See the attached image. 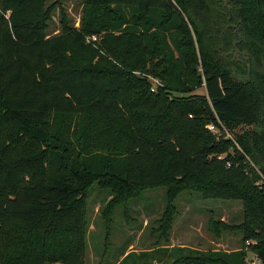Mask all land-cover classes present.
I'll return each mask as SVG.
<instances>
[{
    "label": "trees",
    "instance_id": "16d2710c",
    "mask_svg": "<svg viewBox=\"0 0 264 264\" xmlns=\"http://www.w3.org/2000/svg\"><path fill=\"white\" fill-rule=\"evenodd\" d=\"M47 1L0 0V264H86L94 184L111 191L108 227L165 187V239L182 191L242 203L238 222H208L239 232L235 249L116 264H264V0H83L56 33Z\"/></svg>",
    "mask_w": 264,
    "mask_h": 264
},
{
    "label": "rangeland",
    "instance_id": "374dc122",
    "mask_svg": "<svg viewBox=\"0 0 264 264\" xmlns=\"http://www.w3.org/2000/svg\"><path fill=\"white\" fill-rule=\"evenodd\" d=\"M47 3L52 4L53 8L49 32L56 33L60 30L63 15L67 16L74 26L81 24L83 0H48ZM196 92H206L205 85L199 87ZM214 131H217L216 128ZM110 196V189L101 188L98 184H94L89 190L86 264H116L124 251H140L164 245L187 244L203 249L230 248L231 243L223 245L226 239L238 241L241 238L240 233L235 230H224L219 237H215L208 227L210 218L221 219V210L236 212L242 216V203L237 199L205 197L195 190L182 191L175 200L177 212L169 239H165V236L156 230L167 203L165 187L147 188L140 195L129 197L115 206L111 215L112 222L108 227L110 217L104 214V211ZM222 220L227 223L230 221ZM246 258L249 262L257 261L251 250L247 251Z\"/></svg>",
    "mask_w": 264,
    "mask_h": 264
},
{
    "label": "crops",
    "instance_id": "0c3cea01",
    "mask_svg": "<svg viewBox=\"0 0 264 264\" xmlns=\"http://www.w3.org/2000/svg\"><path fill=\"white\" fill-rule=\"evenodd\" d=\"M220 214V218L224 219V220H230L229 222H238L239 220H241L242 216H240V214L236 213V212H227L224 210L219 211ZM231 243V247L230 248H224V249H235L237 247L240 246V239L237 241V239L233 240V239H229V240H225L223 242V245L227 246L228 244ZM222 244V242H221Z\"/></svg>",
    "mask_w": 264,
    "mask_h": 264
},
{
    "label": "built area",
    "instance_id": "2783aa9c",
    "mask_svg": "<svg viewBox=\"0 0 264 264\" xmlns=\"http://www.w3.org/2000/svg\"><path fill=\"white\" fill-rule=\"evenodd\" d=\"M89 38H90V37H89ZM91 38L96 39V38H97V35H96V34H93ZM157 82H159V80H158L157 78H155V84H154L153 87H152L153 89H155V86H156V83H157ZM208 127L211 128V129H214L215 126H214V124L209 123V124H208ZM262 181L264 182V178L262 179ZM252 262H254V260H251L250 263H252Z\"/></svg>",
    "mask_w": 264,
    "mask_h": 264
}]
</instances>
